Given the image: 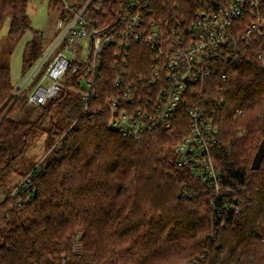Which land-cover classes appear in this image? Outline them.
Listing matches in <instances>:
<instances>
[{"label": "trees", "instance_id": "16d2710c", "mask_svg": "<svg viewBox=\"0 0 264 264\" xmlns=\"http://www.w3.org/2000/svg\"><path fill=\"white\" fill-rule=\"evenodd\" d=\"M221 1L150 0L149 10L166 29L184 30L200 9ZM117 5L104 8L110 22ZM9 15L16 38L28 28L27 2L0 0V30ZM40 42L36 33L28 69L45 53ZM253 48L251 64H216L218 75L197 93L220 127L214 161L222 183L241 201L224 227L214 222L212 191L177 164L186 120L140 140L123 137L109 127L112 80L94 84L98 96L83 114L75 67L55 99L17 119L28 96L12 97L10 71L0 66V264H264V160L251 169L264 142V40ZM139 54L135 73H142ZM112 60L104 77H112ZM43 136L50 162L31 164L27 153ZM15 174H31V184L12 195L17 188L7 183Z\"/></svg>", "mask_w": 264, "mask_h": 264}, {"label": "built area", "instance_id": "2783aa9c", "mask_svg": "<svg viewBox=\"0 0 264 264\" xmlns=\"http://www.w3.org/2000/svg\"><path fill=\"white\" fill-rule=\"evenodd\" d=\"M113 1L118 3L113 9L117 20L110 22L104 8ZM149 5L150 0H83L76 5L63 0L58 35L12 97L25 93L30 105L44 106L59 95L75 67L74 72L82 73L83 114L98 96L94 84L102 81L104 87L112 80L109 127L123 137L140 140L158 130L171 131L186 120L187 135L175 148L177 164L212 191L214 222L224 227L228 214H239L241 201L222 183L214 161L220 127L197 93L218 75L216 64L254 61L253 47L264 40V0L215 2L200 9L184 30L166 29L150 14ZM136 50L144 56L138 67L142 73L132 71ZM109 57L114 68L110 78L104 77ZM30 184L31 174L12 195Z\"/></svg>", "mask_w": 264, "mask_h": 264}, {"label": "rangeland", "instance_id": "374dc122", "mask_svg": "<svg viewBox=\"0 0 264 264\" xmlns=\"http://www.w3.org/2000/svg\"><path fill=\"white\" fill-rule=\"evenodd\" d=\"M27 2V26L28 28L16 38L10 35L11 15H9L0 30V66L10 71L11 84L17 90L30 72L28 64L25 63V55L28 45L33 41L37 33L41 38V45L45 52L49 51L52 43L59 33L57 22L62 11L63 0H25ZM71 5H76L83 0H67ZM54 55L52 56V58ZM26 75V77H25ZM36 83V81H34ZM34 106L27 105L19 114L17 119H24L27 115L34 113ZM36 116V114H33ZM33 118V117H32ZM47 137L43 136L27 153L31 164L44 165L50 159L44 160L46 156ZM24 177L15 174L7 183L9 190H14L23 181Z\"/></svg>", "mask_w": 264, "mask_h": 264}, {"label": "water", "instance_id": "95a60500", "mask_svg": "<svg viewBox=\"0 0 264 264\" xmlns=\"http://www.w3.org/2000/svg\"><path fill=\"white\" fill-rule=\"evenodd\" d=\"M263 160H264V142H262L258 152L254 157L251 169L253 171H258L261 167V164L263 163Z\"/></svg>", "mask_w": 264, "mask_h": 264}]
</instances>
